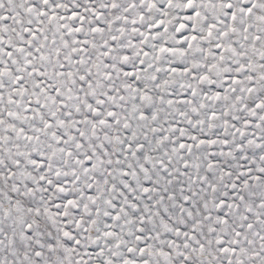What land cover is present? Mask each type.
<instances>
[{
    "label": "snow or ice",
    "instance_id": "snow-or-ice-1",
    "mask_svg": "<svg viewBox=\"0 0 264 264\" xmlns=\"http://www.w3.org/2000/svg\"><path fill=\"white\" fill-rule=\"evenodd\" d=\"M0 264H264V0H0Z\"/></svg>",
    "mask_w": 264,
    "mask_h": 264
}]
</instances>
